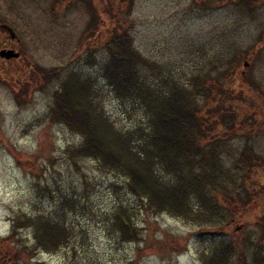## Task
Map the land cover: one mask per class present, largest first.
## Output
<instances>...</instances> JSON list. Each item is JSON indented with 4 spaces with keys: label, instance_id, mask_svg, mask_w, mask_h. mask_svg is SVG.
I'll return each instance as SVG.
<instances>
[{
    "label": "rangeland",
    "instance_id": "obj_1",
    "mask_svg": "<svg viewBox=\"0 0 264 264\" xmlns=\"http://www.w3.org/2000/svg\"><path fill=\"white\" fill-rule=\"evenodd\" d=\"M255 3L252 18L227 0H133L131 6L128 0H0V20L15 32L19 43L14 48L20 55L11 61L0 57V264H200L198 252L211 238L219 239L216 232L234 234L246 264H252L259 245L264 254V220L257 217L264 192L253 195L249 205L223 202L233 211V219L219 228L204 229L153 213L126 191L118 174L100 168L96 160L70 157L65 150L80 136L49 118L51 91L58 78L75 71L95 82L116 127L127 129L137 122L139 112H131L130 104L116 98L101 76L105 42L120 29L130 31L143 55L182 72L212 55L213 48H237L241 54L229 75L231 85L255 82L264 91V34L258 39L264 8ZM54 5L60 9L55 15ZM90 51L95 65L86 62ZM243 61L248 62L246 67ZM246 95L256 98V105L242 100L247 121L254 112L264 123L263 94L248 89ZM260 124L252 127L250 137L231 139L227 136L233 129L216 128L218 141L225 142L223 152L249 143L264 158ZM247 173L252 184H258L260 172ZM62 195L78 198L73 209L65 210L75 235L71 245L54 252L34 250L33 229L14 227L13 221L24 214L59 211ZM121 202L134 210L143 237L138 243L121 242L111 226L110 211ZM236 257L232 264H241Z\"/></svg>",
    "mask_w": 264,
    "mask_h": 264
},
{
    "label": "trees",
    "instance_id": "obj_2",
    "mask_svg": "<svg viewBox=\"0 0 264 264\" xmlns=\"http://www.w3.org/2000/svg\"><path fill=\"white\" fill-rule=\"evenodd\" d=\"M227 1L246 17L255 18V2L264 8L261 0ZM132 3L128 0L130 6ZM59 10L54 5L51 13ZM125 13L129 17L130 7ZM259 23L258 39L264 34V23ZM104 48L107 57L101 76L116 98L130 104L131 112H139L140 119L127 129L116 127L100 101L95 82L75 71L66 73L51 91L49 118L80 136L75 146L65 150L70 157L96 160L100 168L118 174L125 181L126 191L147 210L204 229L222 227L233 219V211L223 202L249 205L255 200L253 195L264 192V158L249 143L223 152L225 142L218 141L219 134H215L221 127L234 130L227 136L230 139L234 135L250 137L252 127L263 121L254 112L247 121L246 110L241 108L244 98L256 105L255 96L246 95L248 89L264 97L260 86L252 82L234 87L230 82L241 50L213 48L212 55L208 53L202 62L195 61L182 72L170 63L143 55L127 29L114 32ZM86 62L97 63L92 51ZM48 74L53 75L51 71ZM251 169L260 172L258 184L251 182L252 176L247 173ZM77 201L62 195L59 211L24 214L13 225L15 222L14 227L33 229L34 250L57 251L75 236L65 210L73 209ZM110 212L111 226L121 242L142 240L141 227L128 204L117 203ZM257 217L264 220V202L258 207ZM211 233L220 237L211 238L198 252L200 264H232L234 255L237 261L244 260L245 252L237 249L234 234ZM245 242L249 243V238ZM258 247L252 264H264L263 246Z\"/></svg>",
    "mask_w": 264,
    "mask_h": 264
},
{
    "label": "flooded vegetation",
    "instance_id": "obj_3",
    "mask_svg": "<svg viewBox=\"0 0 264 264\" xmlns=\"http://www.w3.org/2000/svg\"><path fill=\"white\" fill-rule=\"evenodd\" d=\"M5 25L9 26L8 24L0 20V49H14L16 51L14 47H15V44L16 46L18 45L19 40L16 38V36L14 38L11 37ZM19 58H20V55L18 57H12L6 60L11 61L14 59H19ZM2 59L5 60V58H2Z\"/></svg>",
    "mask_w": 264,
    "mask_h": 264
},
{
    "label": "water",
    "instance_id": "obj_4",
    "mask_svg": "<svg viewBox=\"0 0 264 264\" xmlns=\"http://www.w3.org/2000/svg\"><path fill=\"white\" fill-rule=\"evenodd\" d=\"M5 26L8 29V32L11 35V37L14 38L15 37V32L13 31V29L11 27L7 26V25H5ZM18 56H19V54L17 52H15L14 50H12V49H1L0 50V57H2V58L10 59L12 57H18ZM242 65L244 67H246L248 65V62L243 61ZM230 222H227L225 224V226H228L230 224Z\"/></svg>",
    "mask_w": 264,
    "mask_h": 264
}]
</instances>
